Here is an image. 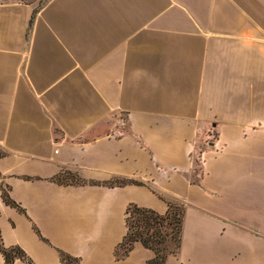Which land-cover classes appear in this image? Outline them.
Here are the masks:
<instances>
[{
    "label": "crops",
    "instance_id": "crops-1",
    "mask_svg": "<svg viewBox=\"0 0 264 264\" xmlns=\"http://www.w3.org/2000/svg\"><path fill=\"white\" fill-rule=\"evenodd\" d=\"M36 6L0 0L4 246L33 264H147L139 242L115 254L125 208L177 201L164 264H264V0Z\"/></svg>",
    "mask_w": 264,
    "mask_h": 264
},
{
    "label": "trees",
    "instance_id": "trees-1",
    "mask_svg": "<svg viewBox=\"0 0 264 264\" xmlns=\"http://www.w3.org/2000/svg\"><path fill=\"white\" fill-rule=\"evenodd\" d=\"M46 0H39L36 9L41 8ZM59 177H71L73 174L66 172ZM72 181V179H71ZM73 182H77L74 178ZM134 182L122 180L121 183ZM72 183V182H69ZM1 198L5 204L22 208L9 196L8 191L1 185ZM183 206L177 201H167L163 213L140 207L129 203L125 208V232L117 244L115 254H126L134 242H139L145 248L152 250L153 257L147 260V264H164L168 254L175 253L179 246ZM120 248L121 253H117ZM0 252L4 258V264H13L15 259H21L27 264H33L25 251L18 245L5 247L0 231ZM60 264H79L78 257L59 251Z\"/></svg>",
    "mask_w": 264,
    "mask_h": 264
},
{
    "label": "rangeland",
    "instance_id": "rangeland-1",
    "mask_svg": "<svg viewBox=\"0 0 264 264\" xmlns=\"http://www.w3.org/2000/svg\"><path fill=\"white\" fill-rule=\"evenodd\" d=\"M23 1H32V2H34L37 5L39 0H23ZM198 168H199L198 167V160L194 156L192 158V174H191L192 176L191 177H196L195 173H193V172H194L195 169H198ZM62 174H64V173H62ZM71 179H72V181H71ZM58 180L60 182H73L74 178H71V177H58ZM121 251L122 250L120 248L117 249V253H119V252L121 253Z\"/></svg>",
    "mask_w": 264,
    "mask_h": 264
}]
</instances>
